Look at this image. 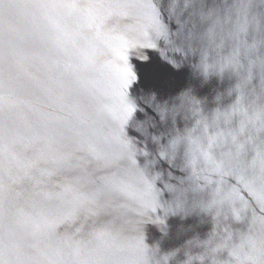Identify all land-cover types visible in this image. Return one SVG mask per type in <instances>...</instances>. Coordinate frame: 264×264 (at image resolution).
<instances>
[{
  "label": "water",
  "instance_id": "1",
  "mask_svg": "<svg viewBox=\"0 0 264 264\" xmlns=\"http://www.w3.org/2000/svg\"><path fill=\"white\" fill-rule=\"evenodd\" d=\"M0 264H264V0H0Z\"/></svg>",
  "mask_w": 264,
  "mask_h": 264
}]
</instances>
